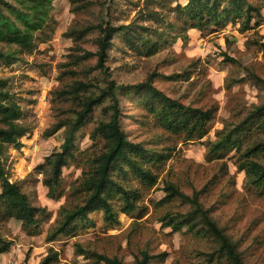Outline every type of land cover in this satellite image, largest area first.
Returning a JSON list of instances; mask_svg holds the SVG:
<instances>
[{"label":"rangeland","instance_id":"rangeland-1","mask_svg":"<svg viewBox=\"0 0 264 264\" xmlns=\"http://www.w3.org/2000/svg\"><path fill=\"white\" fill-rule=\"evenodd\" d=\"M7 1L25 9L17 0ZM251 1L263 5L262 19L244 32L231 23L215 30L191 28L185 38L174 32L148 56L135 54L117 33L104 62L105 70L95 66L96 56H90L71 66L76 71L73 75L62 74L65 67L59 66L68 61L75 48V42L63 33L73 26L101 22L149 23L141 20L144 10L140 7L144 0H82L75 12L72 9L76 5L70 0H51L46 12L54 32L50 39L40 42L35 39L38 31H33L35 47L31 53L19 51L15 42L8 41L7 35L1 37L0 33V50L17 58L9 64L0 61V78L5 80L3 89L20 106L21 121L30 127L20 138V148L7 147L4 165L10 179L17 181L35 204L46 209V215L40 216L39 231L32 235L16 218L0 221V236L11 242L7 250L0 252V264H39L53 251L57 252V258L49 264H101L79 253V246L128 264H135V258L143 251L153 255L147 264H218L205 259V252L211 250L210 242L185 231V227L171 231L170 227L161 225L159 219L164 214L189 208L179 198L154 205V201L164 196L166 181L187 195H197L234 242L245 264H264V192L250 186L244 170L237 167L240 157L235 149L220 157H206V142L216 139V130L225 124L234 125L253 103L264 100V90L251 77L255 74L264 79V0ZM0 7L5 15L15 18L2 3ZM15 21L26 29L21 21ZM3 29L0 25V31ZM96 35V30L88 32L79 41L80 46L94 51ZM106 74L116 83H137L151 78L158 89L183 103L203 108L214 106L209 132L201 139L183 141L156 125L140 105L121 96L122 127L128 138L167 155L157 169V183L150 189L140 188V210L133 214L119 212L117 224L108 225L101 211H93L89 214L93 219L91 226L48 241L46 237L60 205L79 201L78 195L70 191L81 173L78 165L64 167L63 195L52 199L46 195L42 175L35 168L63 141V127L48 136L45 129L57 118L68 117L71 110L79 108L70 100L53 101L52 91L75 80L102 87ZM101 105L95 106L91 118L76 134L81 149L92 144L89 133L102 118ZM259 137L264 139V133ZM256 159L264 160V156L260 154ZM131 182L133 187L139 186L136 179ZM143 210L145 213L140 216ZM163 251L164 258L155 256Z\"/></svg>","mask_w":264,"mask_h":264},{"label":"trees","instance_id":"trees-1","mask_svg":"<svg viewBox=\"0 0 264 264\" xmlns=\"http://www.w3.org/2000/svg\"><path fill=\"white\" fill-rule=\"evenodd\" d=\"M17 1L25 9L7 0H0L3 7L9 9L15 17L5 15L0 7V25L4 28V31H0L1 37L7 35L5 38L15 42L19 51L31 53L35 47L33 31H38L35 39L40 42L50 39L54 32L46 12L51 0ZM81 1L70 0L71 4L76 5L73 12L80 8ZM262 6L251 0H185L183 3L178 0H144L140 7V10H144L141 20L149 23L131 21L112 25L101 22L73 26L66 30L63 35L75 42V48L68 61L59 65L65 67L61 73L75 74L71 66L90 56H96L95 66L105 70L104 62L112 47L114 34H120L124 45L135 54L148 56L174 32L185 38L191 28L215 30L228 23L237 24L240 32L251 29L262 19ZM15 19L21 21L26 29L18 26ZM91 30L97 31L94 51L83 49L79 44ZM15 60V55L0 50L1 62L9 64ZM251 77L256 78L264 90V79L255 74H251ZM4 84L5 80L0 78V221L16 218L21 222V227L32 235L39 231L40 216L46 215V209L35 204L30 194L22 190L17 181L10 179L4 165L7 147L20 148V138L30 130L29 125L21 121L23 111L11 99L8 91L3 89ZM121 96L140 105L156 125L183 141L204 137L209 132V122L216 110L214 106L203 108L183 103L158 89L151 78L137 83H116L106 74L105 85L102 87H96L92 82L75 80L64 88L54 89L53 101L70 100L76 102L79 108L71 110L68 117L57 118L45 129L44 134L48 136L63 127V141L59 148L45 155L35 168L42 175L41 182L47 189L46 195L52 199L63 195L64 167L78 165L81 173L70 191L78 195L79 201L60 205L55 223L49 228L46 237L48 241L91 226L93 219L89 214L93 211H101L102 219L108 225L117 224L119 212L133 214L140 210V188L150 189L157 183V169L167 155L128 138L122 127ZM97 104H102V118L89 133L91 146L81 149L76 142V134L91 118ZM261 133H264V100L253 103L244 117L234 125L225 124L216 130V139L206 142V157H220L235 149L240 157L237 167L244 170L250 186L264 192V160L256 159L260 154L264 156V139L259 137ZM132 179L137 180L138 187H133ZM163 190L164 196L154 201V205L179 198L188 203L189 208L164 214L159 219L162 226L170 227L171 231L185 227V231L210 242L211 250L205 252L208 262L245 264L234 242L210 216L209 210L195 193L187 195L168 181L164 183ZM144 213V210L141 211L140 216ZM10 243V240L0 236V252L7 250ZM77 250L97 263L128 264L117 257L80 246ZM164 255L163 251L155 256L164 258ZM152 256L143 251L140 257L135 258V264H147ZM56 258L57 252L53 251L45 255L39 264H49Z\"/></svg>","mask_w":264,"mask_h":264}]
</instances>
